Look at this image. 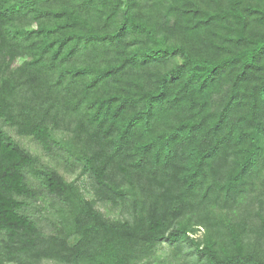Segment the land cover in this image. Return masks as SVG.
Segmentation results:
<instances>
[{
	"label": "trees",
	"instance_id": "1",
	"mask_svg": "<svg viewBox=\"0 0 264 264\" xmlns=\"http://www.w3.org/2000/svg\"><path fill=\"white\" fill-rule=\"evenodd\" d=\"M0 264H264V0H0Z\"/></svg>",
	"mask_w": 264,
	"mask_h": 264
},
{
	"label": "rangeland",
	"instance_id": "2",
	"mask_svg": "<svg viewBox=\"0 0 264 264\" xmlns=\"http://www.w3.org/2000/svg\"><path fill=\"white\" fill-rule=\"evenodd\" d=\"M10 134H12L18 141L19 143L26 148L27 150H29L32 154H34L35 156L38 157V159L41 162H45L49 165H53L56 166V168L59 170V172L63 173V175L68 179V180H73L76 179L78 173L76 174H70L67 173L66 171H64V168L61 165H58L56 163V161L52 160L50 157H48L43 149L41 148V146L34 141L32 138L30 137H20L18 136L13 130L9 129ZM78 185L81 187L83 194L90 198L92 196L91 193V187H90V181L88 180V178L84 175L78 178ZM97 207L103 211L106 215L112 216V217H116L118 215V211L114 210L112 208H110L108 205L105 204H101V203H97ZM158 252L160 254H163L165 252H167V247L164 245H160L158 247Z\"/></svg>",
	"mask_w": 264,
	"mask_h": 264
}]
</instances>
